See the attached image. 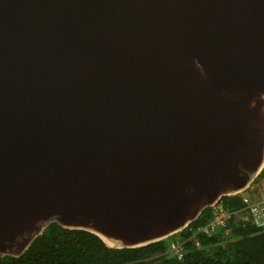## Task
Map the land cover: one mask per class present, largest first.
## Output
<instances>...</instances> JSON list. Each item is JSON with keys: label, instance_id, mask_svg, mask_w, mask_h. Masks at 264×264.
<instances>
[{"label": "water", "instance_id": "obj_1", "mask_svg": "<svg viewBox=\"0 0 264 264\" xmlns=\"http://www.w3.org/2000/svg\"><path fill=\"white\" fill-rule=\"evenodd\" d=\"M263 170L264 0H0V261L169 239Z\"/></svg>", "mask_w": 264, "mask_h": 264}, {"label": "trees", "instance_id": "obj_2", "mask_svg": "<svg viewBox=\"0 0 264 264\" xmlns=\"http://www.w3.org/2000/svg\"><path fill=\"white\" fill-rule=\"evenodd\" d=\"M261 181L264 170L255 182ZM255 192L247 191L253 198ZM219 204L232 214L228 235L195 234L212 219V208L181 233L137 248H110L95 234L53 224L22 257H5L0 264H264V229L253 223L242 197L225 196ZM174 242L181 244L182 259L168 252Z\"/></svg>", "mask_w": 264, "mask_h": 264}, {"label": "built area", "instance_id": "obj_3", "mask_svg": "<svg viewBox=\"0 0 264 264\" xmlns=\"http://www.w3.org/2000/svg\"><path fill=\"white\" fill-rule=\"evenodd\" d=\"M252 187L253 185L250 186L249 190H253ZM240 196L242 197L246 209L249 210V215L251 216L253 223L257 227L264 229V196L256 195L253 198V196L249 195L248 193L241 194ZM212 209V219L208 222V224L199 227L195 234H205L207 236H212L221 230L224 231L225 235L230 234L228 224L232 214L219 203L214 205ZM168 252L170 255L177 256L179 259L183 258V252L180 243L174 242L170 244Z\"/></svg>", "mask_w": 264, "mask_h": 264}, {"label": "rangeland", "instance_id": "obj_4", "mask_svg": "<svg viewBox=\"0 0 264 264\" xmlns=\"http://www.w3.org/2000/svg\"><path fill=\"white\" fill-rule=\"evenodd\" d=\"M252 188H253V190L255 189V191L257 193H261V192H263L262 190L264 189V182L263 181H261L259 183L258 182H255ZM241 216H242V214H241Z\"/></svg>", "mask_w": 264, "mask_h": 264}, {"label": "clouds", "instance_id": "obj_5", "mask_svg": "<svg viewBox=\"0 0 264 264\" xmlns=\"http://www.w3.org/2000/svg\"><path fill=\"white\" fill-rule=\"evenodd\" d=\"M257 179H258V178H257ZM257 179H256V180H257ZM254 183H255V182H254ZM254 183H253L252 185H254ZM248 190H249V189H248ZM248 190H247V191H248ZM247 191L244 192V193H247ZM262 191H263V190H262ZM244 193H241V194H244ZM241 194H239V195H241ZM259 195H263V196H264L263 192L259 193ZM259 195H257V196H259Z\"/></svg>", "mask_w": 264, "mask_h": 264}]
</instances>
